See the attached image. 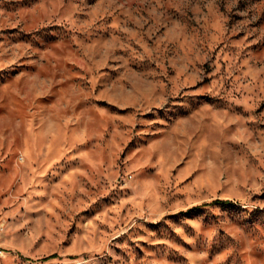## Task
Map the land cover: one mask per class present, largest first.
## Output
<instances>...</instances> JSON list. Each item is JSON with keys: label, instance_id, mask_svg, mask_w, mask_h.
Here are the masks:
<instances>
[{"label": "rangeland", "instance_id": "obj_1", "mask_svg": "<svg viewBox=\"0 0 264 264\" xmlns=\"http://www.w3.org/2000/svg\"><path fill=\"white\" fill-rule=\"evenodd\" d=\"M0 247L264 264V0H0Z\"/></svg>", "mask_w": 264, "mask_h": 264}, {"label": "trees", "instance_id": "obj_2", "mask_svg": "<svg viewBox=\"0 0 264 264\" xmlns=\"http://www.w3.org/2000/svg\"><path fill=\"white\" fill-rule=\"evenodd\" d=\"M212 203H216V204H221V205H227L230 202L228 200L225 199H215L214 201H212ZM205 205V204H204ZM191 211V209H188L185 214H188Z\"/></svg>", "mask_w": 264, "mask_h": 264}, {"label": "built area", "instance_id": "obj_3", "mask_svg": "<svg viewBox=\"0 0 264 264\" xmlns=\"http://www.w3.org/2000/svg\"><path fill=\"white\" fill-rule=\"evenodd\" d=\"M4 251L3 249L0 247V256L3 255Z\"/></svg>", "mask_w": 264, "mask_h": 264}]
</instances>
